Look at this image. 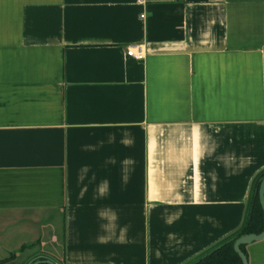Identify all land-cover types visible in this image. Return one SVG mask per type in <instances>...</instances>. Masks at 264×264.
I'll return each instance as SVG.
<instances>
[{
    "label": "crops",
    "instance_id": "obj_1",
    "mask_svg": "<svg viewBox=\"0 0 264 264\" xmlns=\"http://www.w3.org/2000/svg\"><path fill=\"white\" fill-rule=\"evenodd\" d=\"M263 170L264 0H0L2 264H188Z\"/></svg>",
    "mask_w": 264,
    "mask_h": 264
},
{
    "label": "trees",
    "instance_id": "obj_2",
    "mask_svg": "<svg viewBox=\"0 0 264 264\" xmlns=\"http://www.w3.org/2000/svg\"><path fill=\"white\" fill-rule=\"evenodd\" d=\"M264 177V170L259 173L255 178L253 183V190L251 195L250 204H252V210L249 216L247 217L245 223L242 227L235 232L230 238L224 241L221 245L216 246L211 251L205 253L204 255L196 258L195 261H192L188 264H242L240 258L233 250V244L236 239L243 235L248 234H260L264 230V215L262 209L259 205L257 190L259 188V183L261 178ZM33 245H24L18 252H23L24 250L31 248ZM244 246H241V250ZM15 256V253H12L8 260H12ZM8 260L1 261L0 264L5 263ZM47 260L46 257L40 256L36 259H33L27 264H31L35 261H44ZM56 264H59L55 262ZM45 264V263H40Z\"/></svg>",
    "mask_w": 264,
    "mask_h": 264
},
{
    "label": "water",
    "instance_id": "obj_3",
    "mask_svg": "<svg viewBox=\"0 0 264 264\" xmlns=\"http://www.w3.org/2000/svg\"><path fill=\"white\" fill-rule=\"evenodd\" d=\"M257 197H258L259 205L264 215V177L261 178L260 180L259 188L257 190ZM262 239H264V230L260 234L243 235L234 241L233 250L240 258L242 264H248V261H247V257L241 251V246H246L253 242L260 241ZM40 263L56 264L55 262L48 260V259L44 261H35L31 264H40Z\"/></svg>",
    "mask_w": 264,
    "mask_h": 264
},
{
    "label": "built area",
    "instance_id": "obj_4",
    "mask_svg": "<svg viewBox=\"0 0 264 264\" xmlns=\"http://www.w3.org/2000/svg\"><path fill=\"white\" fill-rule=\"evenodd\" d=\"M139 3H144V0H139ZM126 55L128 57H132L136 60H143L144 59V52L142 51V49L139 47V48H129L126 52Z\"/></svg>",
    "mask_w": 264,
    "mask_h": 264
},
{
    "label": "rangeland",
    "instance_id": "obj_5",
    "mask_svg": "<svg viewBox=\"0 0 264 264\" xmlns=\"http://www.w3.org/2000/svg\"><path fill=\"white\" fill-rule=\"evenodd\" d=\"M31 248H32V247H31ZM28 249H30V248H28ZM28 249H26V250H28ZM26 250H24V251H26ZM50 250H51V249H41V250L38 249V252H39V254L42 253V252H44V253H48ZM34 251H35V250H34ZM34 251H33V252H27V255H28V256L34 255V254H35ZM41 251H42V252H41ZM29 253H33V254H29ZM39 254H38V255H39ZM38 255H34L30 260H32L33 258L36 259L37 257H39ZM56 259H57V258H56ZM58 259H59V258H58Z\"/></svg>",
    "mask_w": 264,
    "mask_h": 264
}]
</instances>
